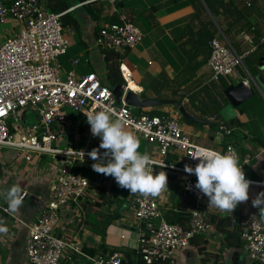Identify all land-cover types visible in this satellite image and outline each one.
Masks as SVG:
<instances>
[{
	"label": "built area",
	"instance_id": "2783aa9c",
	"mask_svg": "<svg viewBox=\"0 0 264 264\" xmlns=\"http://www.w3.org/2000/svg\"><path fill=\"white\" fill-rule=\"evenodd\" d=\"M121 1L84 0L65 13L58 14L48 10L41 0H0V25H4L8 19H15L21 25L19 31L0 46V148L15 151L14 158L21 157L27 163L35 155H47L54 161L57 173L45 209L29 226L27 254L30 264H62L64 261L75 264L77 259L85 260L88 264H122L126 260L120 251L106 255L89 254L85 250L86 241L81 237L58 235L65 208L88 198L91 190L99 197L98 189L102 187L101 183L73 172L77 162L90 158L87 155L89 151L60 148L58 145L70 132L68 110L85 117L88 112L101 110L102 106L113 107V118L123 119L124 125L139 140L157 146L158 158H152L153 167L182 175L184 191L195 199L188 223L183 225L166 219L159 197L136 195L130 198L128 208L138 221L137 251L142 264H177L179 252L187 249L193 239L215 231L206 216L208 199L195 188L197 177L186 173L180 161L168 163L170 155L195 168L199 163L191 159L195 148L202 147L221 154H228L231 148L239 157L240 166L248 180L246 169L251 166V154L242 158L232 144L220 151L199 145L179 119L166 114L151 115L142 109L137 112L125 102L126 92L134 90L129 88L131 74L122 63L127 53L144 39V32L128 16L120 15V23L104 24L97 34L95 29L91 30V37L84 35L88 63L93 60L105 68L106 52L111 51L121 57L120 71L126 83L123 85L125 91L121 104H118L113 93L114 87L109 86L102 75L96 71L78 74L80 58L71 59V69L67 71L62 58L67 56L71 41L63 34L62 16L94 3H107L116 8ZM260 42L264 44V31ZM209 47L211 55L207 67L211 82L234 76L244 66L245 58L256 49L239 54L223 34L215 36ZM185 102L189 103V99L185 98ZM26 111L38 113L39 125L34 130L20 134L17 131L24 127ZM86 124L88 138H92L90 125L87 121ZM79 150L85 152L83 159L72 152ZM263 154L264 149H261L256 157L260 158ZM61 163L63 166L57 167ZM250 187L264 189V177L259 181H251ZM105 193L108 198L113 196L111 191ZM7 207L0 206V209L12 215ZM116 208L117 205H113V210ZM72 221L80 232L83 231L85 216L80 209L75 211ZM21 224L27 226L23 221ZM241 240L250 262L264 264V222L255 212L248 214Z\"/></svg>",
	"mask_w": 264,
	"mask_h": 264
},
{
	"label": "crops",
	"instance_id": "0c3cea01",
	"mask_svg": "<svg viewBox=\"0 0 264 264\" xmlns=\"http://www.w3.org/2000/svg\"><path fill=\"white\" fill-rule=\"evenodd\" d=\"M67 1L71 3V7H74L84 0L79 3L73 2L74 0ZM200 1L202 2V0ZM247 2L249 4L253 1L248 0ZM85 7L83 6L70 13L80 12L79 18L83 23L85 37H91L90 31L94 30L97 26L102 27L106 22L98 25L95 24L85 14H82L81 10ZM108 12L111 15L118 13L121 16H128L144 32L142 43L134 50L128 52L122 63L131 74L130 80L136 85V89L133 90L141 97L143 95L146 96L142 98L149 99L178 101L182 96L185 98L189 97L191 102L186 103V101L184 106L190 115L210 122H217L214 124V127L218 124V128L222 129V131L218 130L215 134L219 136H216L215 139L211 138L207 146L196 141V136L194 135L196 131L193 125H189L185 121L183 122V116L178 111V108L168 105L142 109V111L150 114L155 111L156 113L170 115L179 119L180 122L182 120V125L192 134L196 143L204 147L220 151L227 144H232L237 148L242 158L247 154H251L253 159L251 166L246 169V176L250 181L261 180L264 177V154L260 158H257L256 155L261 149H264V87L258 81V77L264 79V60L261 62L262 64L257 65L255 64V60L251 59V65L256 68L257 74L251 73L244 63V66L239 68L234 76L219 82H211V73L206 62V64L196 71L191 80L180 86L193 73L192 71L196 64L205 59V53L201 45L196 42V38L193 39L192 34L186 35L184 33L192 25V22L195 26L192 33L196 36V33L199 32L200 25L197 18H195L196 14L201 15L203 22L207 21L210 17L218 31L217 35H224L215 18L210 14L203 2L201 4L198 1L192 2L190 0H122L118 9L117 7H110ZM249 16L255 17L254 27L250 31H245L237 36L235 50L239 54H244L255 48L253 42L254 29H257L261 33L264 30V4L262 1L255 3L254 11ZM219 21L227 28L222 22L221 17ZM17 32V30H7L4 40L12 37ZM71 32L73 33L72 30ZM73 44L71 41V45ZM84 54H86L85 51L79 55L83 56ZM254 54L258 57L262 56L264 50H257ZM70 69H67V71ZM91 71L95 70L93 68L87 69L85 65H79L77 72L87 74ZM102 79L106 82L105 77H102ZM159 80H161V83H156V86L158 89L162 88L161 92L151 90V86ZM241 82H244L247 87L255 92L257 101L251 100L252 98L248 102L246 101L244 106L236 109V118L227 122L220 116V111L229 104L224 92L229 86L238 85ZM215 105L222 106V109H220L217 115L212 116ZM83 119L84 122L82 121ZM68 121L70 132L59 142L58 145L60 147L85 149L89 152L93 148L99 147L101 141L98 137L88 138L86 120L83 114L75 113L70 116L68 113ZM238 123H240L239 127L237 126ZM204 126H208L209 129L213 127H209V125ZM197 127H203V125ZM125 129L131 132L130 128L126 126ZM223 131L227 134H224ZM243 137H246V139H243ZM211 146H215L216 148H212ZM100 151L103 153L104 150L101 149ZM139 151L142 153L147 152L151 158H158L157 146L148 144L144 140H140ZM50 158L47 155H35L29 163L23 160L25 164L21 166L22 162H13L15 160L14 156L10 159L0 154V185L3 186V191L7 194L9 190L7 183L14 177L15 183L21 186L25 193L23 206L16 215H8L0 209V221H4L5 226L9 229L7 234H0V264H30L27 254L29 226L36 221L45 209L50 198L52 184L57 174ZM179 161L183 165L186 164L184 160H179L173 155H170L167 159L168 163L176 164ZM95 162L89 158L87 161L79 163L88 165ZM62 166V163L57 165V167ZM153 171L154 174L164 171L168 177L169 192H164L159 196V203L165 217L172 212L178 213V210L180 208L184 209V206H189V203L185 201L190 198L192 199V196L186 194L183 187L181 190L180 188L176 189L179 184L183 186V182L179 184L176 182V177L184 181L182 175L157 166L153 167ZM249 176L255 177V179H250ZM92 181L101 183L102 187L98 189L99 193L101 191H111L117 199V203L122 206L119 207L116 203L118 207L114 211H112L113 206L111 208L106 205L95 207L98 196L94 190H91V195L88 198L79 201L77 204L72 203L69 208H65L62 213L58 235L69 238L79 236L86 241V248L97 250L103 241L98 232L96 233L98 227L94 224L97 223L98 225V223H101L98 219L103 222L105 215L118 210V217L116 216L114 222L106 229L105 245L109 251L113 249L122 253H124V250L137 251L139 245L138 221L135 214L129 210L128 203L130 198L139 194H131L129 190L121 189L114 178L106 177L105 175H97L95 176V180ZM261 192H264V189L250 187L249 200L239 204L232 214L220 211L214 207L209 208L207 202L205 207L207 219L211 222L212 216L239 217L238 220L242 223L244 230L247 226V216L250 212H255L260 220L264 221V217H261L259 214V209L252 206V201ZM85 206L89 209L86 216L89 212L97 213V222L91 223L88 217H85V222L87 219L92 226L90 227L88 226L89 223H85L83 231L80 232L75 223H73L72 216L77 209H80L84 214ZM101 209H106V214L102 213ZM188 209L191 211L192 208ZM188 220L189 217L186 220L182 219L185 222L184 225H187ZM21 221L25 222L27 226L21 224ZM221 242L222 236L216 230L207 235L198 236L192 240L187 249L179 252L176 263L254 264L248 259L243 245L241 247L227 248L224 253L219 255L222 246ZM200 249H203L204 252H200ZM62 264L69 263L64 261ZM75 264L88 263L85 260L77 259Z\"/></svg>",
	"mask_w": 264,
	"mask_h": 264
},
{
	"label": "clouds",
	"instance_id": "9594fccd",
	"mask_svg": "<svg viewBox=\"0 0 264 264\" xmlns=\"http://www.w3.org/2000/svg\"><path fill=\"white\" fill-rule=\"evenodd\" d=\"M114 113L113 107L102 106L101 110L88 112L85 116L92 136L101 141L98 148L87 153L96 161L92 170L114 178L121 189L129 190L131 194L156 198L169 192L167 174L164 171L154 174L153 159L147 152L139 151V138L125 129L123 119H113ZM101 149L104 150L102 154ZM72 152L82 159L85 156L84 150ZM191 159L199 163L195 168L185 164L184 171L197 177L195 188L208 198L209 208L232 214L239 204L249 200L251 181L246 179L239 157L231 148L228 154H221L197 147ZM5 199L7 211L15 214L23 206L25 193L21 186L13 185ZM252 206L258 208L260 216L264 217V192L258 194ZM8 232L5 222L0 221V234Z\"/></svg>",
	"mask_w": 264,
	"mask_h": 264
},
{
	"label": "trees",
	"instance_id": "16d2710c",
	"mask_svg": "<svg viewBox=\"0 0 264 264\" xmlns=\"http://www.w3.org/2000/svg\"><path fill=\"white\" fill-rule=\"evenodd\" d=\"M80 1H82V0H80ZM190 1H192V2L198 1L201 4L203 2L205 7L207 8V10L215 18L216 23H218L222 32L224 33V35L226 36V38L228 39V41L230 42V44L233 46L234 49H236L235 43L233 42V40L230 39L231 34L229 32H237L236 36H239L245 31H250L254 27V24L253 23L251 24L250 22H248L247 17L253 13L255 3L260 2L259 0H251L253 2L249 3L250 6H248V2H247L248 0H202V2L200 0H190ZM261 1L264 4V0H261ZM41 2L45 4V7L48 10H50L51 12H54V13H58V14L65 13L72 6L71 3L68 2L67 0H41ZM120 4H121V2L117 5V9L119 8ZM110 7L111 6L107 3H94V4L86 6L81 11H82V14H85L91 21H93L97 25L102 23V22H106L105 24H107V23H120V15L118 13H114L111 15L108 12V9ZM220 17H221V20L224 23V25L227 26L226 30H224L222 28V24L219 21ZM195 18H197L199 25H200L199 32L196 33V36L192 33L193 29L195 28V26L192 22V25L184 33L186 35L192 34V36H193L192 38L193 39L196 38V42L201 45L203 52L205 53V59L203 61H201L200 63L196 64L194 70L192 71L193 73L190 75L189 78L185 79L180 84V86L182 84L187 83L189 80H191L194 77L196 71L199 68H201L204 64H206V62L208 61V59L211 55V49L209 47V43L218 33L217 29L215 28V24L210 17L205 22L202 21L201 15L199 16L198 14H196ZM244 19L246 20V23H244ZM229 20H231V21L229 22ZM61 23H62L64 28H66V27L70 28L73 31V34L75 35V38H76V43L71 45V47L69 48L67 56L62 58V63L64 64L65 67H67L70 65L71 59L80 58V60H81L80 66L81 65L84 66L83 63L87 62V59H88L87 58L88 57V51H87L86 41L84 40V31H83L84 28H83L82 21L80 20L79 16L76 17V16H74L73 13H66L62 16ZM100 28H101L100 26H97L95 28L94 32L97 34L99 32ZM261 36H262V33L257 31V29H254V31H253V42L255 44L256 49L253 53H251L250 55H248L245 58L247 60L245 62L246 68L251 73H252L251 69L253 66L250 63L251 60H249L247 58L252 55V59L255 60V64H257V65L262 64L261 62L264 60V54H262V56H259V57L256 56V54H254L255 52H257V50L258 51L264 50V44L260 42ZM84 51L86 52V54H84L83 56H80L79 54L83 53ZM105 55L108 57V62H109V68L108 69L106 68L107 69V73H106L107 84L109 82L110 83L109 86H111V87H115L118 84L125 85L126 83H125L124 79L122 78L121 71H120V64H121L120 58L121 57L118 54L111 52V51L106 52ZM69 68H71V65ZM78 74H81V73L78 72ZM156 83H161V80L156 81L151 86V90H153L155 92H159L162 88L158 89L156 86ZM142 97H146V96L143 95ZM184 99H185V97L182 96L178 99V102L183 104ZM251 100L257 101V95L252 97ZM189 101L191 102L190 98H189ZM244 104H246V103H243L239 107L244 106ZM220 109H222V106L215 105L212 116L217 115L219 113ZM162 114L163 113H159V112L156 113L155 111L151 112V115H162ZM82 121L84 122V119ZM183 121H185L189 125L202 126L200 124L192 123V122L188 121L187 119H185L184 117H183ZM237 126L239 127L240 123H238ZM216 127H219V125L217 124ZM11 132L14 133V130L12 129ZM243 139H246V137H243ZM250 139H252V138H250ZM73 172L75 174H79L83 177H86V178L92 179V180H95V176H97V175H103V174L95 173L92 170V164L84 165V164H81L79 162H77L76 165L74 166ZM105 192L106 191L100 192L98 200L95 203V207H97V206L101 207V206L106 205V206L111 208L113 205H115L117 203V199L114 196L111 198H108L106 196ZM185 202H188L189 206H187V207L184 206V209L180 208V210H178V213L172 212L169 215H166V219L169 222L179 223V224L184 225L185 222L182 221V219H184V220L188 219L189 212H190V210L188 208L194 207L195 199L192 197V199L191 198L187 199ZM117 204L119 205V207L122 206L119 203H117ZM116 209H114V210H116ZM114 210H112V211H114ZM117 213H118V210L114 213L105 215L103 222H102V220L98 219V221L101 223H98V225H97V223L94 224L96 227L99 228V229L97 228L96 233L98 232V234L101 236L103 242L100 245L99 249H97V250L91 249V248H85V250L88 253H90L92 255L97 254V253H101L103 255H106V254H111V253L117 251L116 249L109 251V249L105 245L106 229L110 224H112L114 222V220L117 216ZM238 219H239V217H234V218L221 217V216H212L211 217V223L214 224L216 232L220 233L222 236V242H221L222 246L220 248L219 255L224 253L227 248L241 247L243 245L242 241H241V236H242L244 229H243L242 223ZM85 223H87V224L89 223L88 226H90V227L92 226L87 219H86ZM123 252H124V255L126 258V264H142V259H141V256H140L138 251L124 250ZM200 252L203 253L204 250L200 249Z\"/></svg>",
	"mask_w": 264,
	"mask_h": 264
},
{
	"label": "rangeland",
	"instance_id": "374dc122",
	"mask_svg": "<svg viewBox=\"0 0 264 264\" xmlns=\"http://www.w3.org/2000/svg\"><path fill=\"white\" fill-rule=\"evenodd\" d=\"M73 2H76V3H79L80 0H74ZM261 2V1H260ZM74 16H79L80 15V12H75L73 13ZM247 20L248 22H250L251 24L255 22V17H251V16H248L247 17ZM244 23H246V20L244 19ZM137 26H139L137 23H135ZM263 24H264V21H263ZM21 27L20 23L15 20V19H8L6 21V23L4 25H0V46L2 44H4L6 42L7 39L4 40V35L6 34L7 30H17L19 31V28ZM222 28L224 30H226L227 28L225 26L222 25ZM231 34V40H233V42L235 43V45L237 44V36H236V33L237 32H229ZM64 36L69 40V41H72L73 43H76V38L74 36V34L71 32V29L66 27L64 28V32H63ZM85 35V34H84ZM251 48V47H250ZM249 48V49H250ZM248 49V50H249ZM252 57L249 58V60H251ZM247 60L245 59L244 63L246 62ZM251 63V61H250ZM85 65V67L87 69H94L98 74L102 75V77H106V71H105V68L103 66H101L99 63H95L93 60H90V63L88 62H85L83 63ZM70 67L67 66V69ZM252 73L253 74H257V71H256V68L255 67H252ZM108 85H110V83L108 82ZM249 104V103H248ZM132 110L134 111H140L141 108H132ZM68 113L70 116L74 115L75 113L72 111V110H68ZM26 119V120H25ZM24 121L25 123L23 124V128L18 130L17 133H20V134H25L26 132H28L30 129L31 130H34L38 127L39 125V117H38V113L35 112V111H26L24 113ZM184 122V121H183ZM182 120H181V123H183ZM217 123V122H212V124H209V127L210 126H213L212 128H208V126H204L203 127H197V126H193V128L195 129L196 133H194V135L196 136L195 139L198 143L200 144H206L208 146V142L211 141V138L215 139L216 136H219L218 134H215L218 132L219 128L218 127H214V124ZM215 129V130H213ZM198 132V133H197ZM199 135V136H198ZM237 139V138H235ZM234 139V140H235ZM233 140V141H234ZM212 148H216L215 146H211ZM60 148H64L63 146L60 147ZM0 154H2L3 156H6V158H10L12 159V156H15L16 155V152L15 151H10L8 149H5V148H0ZM51 159V158H50ZM22 160V161H21ZM53 163L54 161L51 160ZM13 162H16V163H21V166H24L25 164V161H23V159L21 158H17L15 160H13ZM250 179H255V177H251L249 176ZM177 183H181L183 182V180L180 178H177ZM13 185H17L15 183V178L12 177V179L7 183V187L10 189ZM182 185H178L176 189L180 188V190L182 189ZM6 197V192L3 191V186L0 185V206H3V205H6L8 206V203H7V200L5 199ZM208 199V198H207ZM94 202V201H93ZM28 206V205H27ZM86 208V209H85ZM84 208V216L85 217H88V220L91 222V223H96L97 222V213H88V215L86 216L87 212H88V207L85 206ZM101 212L106 214V209H101ZM13 215H16L13 214Z\"/></svg>",
	"mask_w": 264,
	"mask_h": 264
},
{
	"label": "water",
	"instance_id": "95a60500",
	"mask_svg": "<svg viewBox=\"0 0 264 264\" xmlns=\"http://www.w3.org/2000/svg\"><path fill=\"white\" fill-rule=\"evenodd\" d=\"M104 62H105L106 68L108 69L109 62H108L107 56L104 57ZM258 81L264 87V79L261 77H258ZM124 91L125 90H124L123 85H120V84L116 85L113 89V93L116 97L118 104H121V98L124 95ZM224 94L226 95V98L228 99L229 104L220 111V116H222V118L225 121L229 122L236 118L237 116L236 109L240 105H242L243 103H245L246 101L254 97L255 92L249 87H247L244 82H241L238 85L229 86L225 90ZM125 102L132 108H141V109L172 105L178 108V111L181 113V115L185 119L189 120L190 122H193L196 124H202V125L212 124V122L210 121L203 120V119L190 115V113L186 110L185 106L178 101H173V100L165 101V100H159V99L142 98L138 93L129 90L125 94ZM219 130L222 131V129H219ZM223 133L227 134L225 131H223ZM122 264H126V261L124 260Z\"/></svg>",
	"mask_w": 264,
	"mask_h": 264
},
{
	"label": "bare ground",
	"instance_id": "6f19581e",
	"mask_svg": "<svg viewBox=\"0 0 264 264\" xmlns=\"http://www.w3.org/2000/svg\"><path fill=\"white\" fill-rule=\"evenodd\" d=\"M129 88L130 89H136V85L131 81V80H129Z\"/></svg>",
	"mask_w": 264,
	"mask_h": 264
}]
</instances>
